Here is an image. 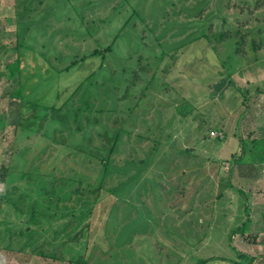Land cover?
Here are the masks:
<instances>
[{
	"label": "rangeland",
	"instance_id": "374dc122",
	"mask_svg": "<svg viewBox=\"0 0 264 264\" xmlns=\"http://www.w3.org/2000/svg\"><path fill=\"white\" fill-rule=\"evenodd\" d=\"M230 29L247 37L218 40ZM18 56L21 77L9 78ZM20 85L24 106L11 95ZM254 139H264V0H0L3 222L18 232L36 201L48 230L26 248L1 241L0 264L237 259L230 233L248 216L233 243L264 264ZM5 192L23 195L18 209Z\"/></svg>",
	"mask_w": 264,
	"mask_h": 264
},
{
	"label": "trees",
	"instance_id": "16d2710c",
	"mask_svg": "<svg viewBox=\"0 0 264 264\" xmlns=\"http://www.w3.org/2000/svg\"><path fill=\"white\" fill-rule=\"evenodd\" d=\"M247 34H248L247 31L242 32L240 29H238V30H232V29L225 30L224 32L220 33V35H218L219 36L218 40H220V41L226 40L232 35L240 36L244 40L247 37ZM209 41H211V40H209ZM255 46H256V42H255ZM111 48H112V45H110L107 48V50H109ZM242 48L243 47H238L237 51L240 52L242 50ZM253 48H255V47H253ZM244 51H245V49H244ZM20 58L21 57L18 56L17 59H15L12 63L8 64L7 76L9 78H14L17 75H18V77H21L22 66H21V59ZM142 69H147V68H145V66H144ZM220 73L222 74L223 72H220ZM136 76H139V72H137ZM136 76H135L133 84L136 83ZM127 92H129V89H127ZM11 95L13 97H16V98H21L22 106H24L26 104V102L24 100L23 89H22L21 85L17 89H15L13 92H11ZM240 141L242 143L243 139L241 138ZM252 142H253L252 148H255L257 151L256 152L257 161L259 163H264V139H254ZM245 144H246L245 142L242 143L243 148H245ZM244 157L245 156L242 154L239 155L238 157L234 156L232 159V162L233 161L234 162L230 163V168L237 164V162H238L237 160H239L240 158H244ZM10 171H11L10 166L4 167L3 170L1 171L2 172L1 174L3 175L2 179H3L4 183H6L7 178L10 175V173H9ZM40 182L42 184L41 190L39 187ZM229 182H231V181H229ZM34 184H35L34 191L39 189L38 190V191H40L39 194L44 196L45 195L44 192L47 191L46 181L39 180V181H36ZM17 189H18V187H15V190H17ZM9 194L10 193H8V192L3 193L2 199L5 200V202L10 204L11 206L18 209L20 207V204H21L20 202L23 199V195H21L20 198L18 200H16V199H12ZM66 197L67 198H65V199L70 198L69 196H66ZM55 200H57L59 202L64 201V199H62L61 197H59L58 199L55 198ZM49 201H50V199H49ZM36 205H37V202L33 201V205L29 209L31 212L30 218L28 219L29 224L26 226L23 223H21L20 224L21 228L18 229V232L13 231L14 230L13 222H9V221L6 223L3 222V217H4L5 213L3 212L2 207H0V242L2 241L4 243L7 241L6 245L8 247L9 246L13 247L12 242L14 240H16L14 238H17V237L24 238L23 240L26 242L22 245V248H24V247L26 248L28 245L29 246L33 245V242L35 239H37V236H43L48 232V230H46V228H45V224H43L40 221V215L38 213V209H37ZM246 206H248V203H246ZM247 213H248V210H247ZM249 224H250V219L248 216L247 219L242 224H240L239 226H237L231 230L230 237H229V243H230L231 249L234 250V252L237 254V259H232V258H227V257L225 258V257H220V256H211L207 259H204L201 264H206V262L211 261V260H216V259L217 260H219V259L227 260L231 264H256L255 263V260H256L255 256H253L247 252L241 251L233 243V235L236 234L237 232L246 233L248 231ZM84 230L85 229L82 228L81 229L82 232L80 230H78L74 234H72V233L69 234L68 241L72 242V241H75L76 239H78V236L82 235ZM36 251L40 254H44V255L50 256V257H56L57 256L54 252L53 253L52 252L51 253H45L44 251H42L40 249H38ZM70 260L73 261L75 264H89V259H87L84 255H79V257L76 255H73Z\"/></svg>",
	"mask_w": 264,
	"mask_h": 264
},
{
	"label": "built area",
	"instance_id": "2783aa9c",
	"mask_svg": "<svg viewBox=\"0 0 264 264\" xmlns=\"http://www.w3.org/2000/svg\"><path fill=\"white\" fill-rule=\"evenodd\" d=\"M212 134H213V135H216V133H215V132H212Z\"/></svg>",
	"mask_w": 264,
	"mask_h": 264
}]
</instances>
